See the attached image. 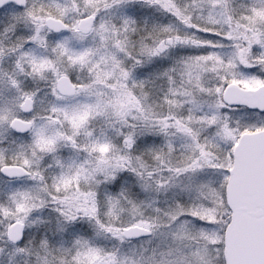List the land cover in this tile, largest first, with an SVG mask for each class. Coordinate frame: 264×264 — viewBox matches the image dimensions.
<instances>
[{
	"label": "snow or ice",
	"instance_id": "obj_1",
	"mask_svg": "<svg viewBox=\"0 0 264 264\" xmlns=\"http://www.w3.org/2000/svg\"><path fill=\"white\" fill-rule=\"evenodd\" d=\"M0 264H264V0H0Z\"/></svg>",
	"mask_w": 264,
	"mask_h": 264
}]
</instances>
